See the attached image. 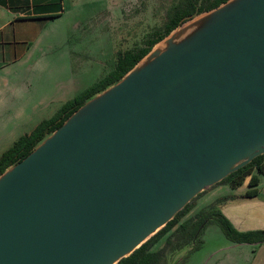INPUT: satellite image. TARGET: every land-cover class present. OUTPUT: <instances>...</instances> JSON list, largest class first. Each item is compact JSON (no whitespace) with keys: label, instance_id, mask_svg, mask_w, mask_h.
<instances>
[{"label":"water","instance_id":"water-1","mask_svg":"<svg viewBox=\"0 0 264 264\" xmlns=\"http://www.w3.org/2000/svg\"><path fill=\"white\" fill-rule=\"evenodd\" d=\"M260 155L264 0H226L0 173V264H117Z\"/></svg>","mask_w":264,"mask_h":264},{"label":"rangeland","instance_id":"rangeland-1","mask_svg":"<svg viewBox=\"0 0 264 264\" xmlns=\"http://www.w3.org/2000/svg\"><path fill=\"white\" fill-rule=\"evenodd\" d=\"M184 2L69 0L64 14L47 23L27 56L0 65V157L21 136L55 116L79 89L111 73L120 52L144 46L163 33L169 13ZM220 191H230L228 183L198 196L181 221L210 205ZM211 226L222 230L218 223ZM168 235L152 250L164 246Z\"/></svg>","mask_w":264,"mask_h":264},{"label":"trees","instance_id":"trees-1","mask_svg":"<svg viewBox=\"0 0 264 264\" xmlns=\"http://www.w3.org/2000/svg\"><path fill=\"white\" fill-rule=\"evenodd\" d=\"M225 1L226 0H216L209 7L206 9H200L197 13L212 9ZM0 2L4 1L0 0ZM59 4L56 7L59 12L50 17L56 18L62 15L63 8L61 4ZM192 15L183 16V13L177 12L172 19V25L165 32L157 33L155 37L152 40H148L147 44L144 46L121 53L118 57L116 66L111 73L79 92L73 99L64 104L55 116L40 122L30 133L21 136L8 150H6L0 157V173L10 164L27 156L39 140H41L47 133L59 127L70 114L85 102V100L122 77L147 52L150 51L156 42L161 40L172 29ZM34 18L40 17L35 16ZM254 170L258 173L264 172V155L256 157L249 164L233 172L220 183H228L233 189H236L244 183L247 176L251 175ZM257 185L258 179L253 175L249 183L250 188L244 197H255L258 194L256 189ZM194 200L181 210L174 219L168 222V224L150 240L135 250L130 256L123 258L117 264H167L169 258L179 249L192 245H195L193 251L199 249L203 243L202 236L204 231L211 223H218L227 238L233 243L264 242V230L240 231L233 225L220 208L222 199L203 208L188 219L181 221L182 217L191 210ZM176 225L178 226L174 229ZM167 234L169 235L166 238L164 246L158 250H152V246ZM184 262L185 261H182L181 264H184Z\"/></svg>","mask_w":264,"mask_h":264},{"label":"crops","instance_id":"crops-1","mask_svg":"<svg viewBox=\"0 0 264 264\" xmlns=\"http://www.w3.org/2000/svg\"><path fill=\"white\" fill-rule=\"evenodd\" d=\"M2 1L4 2H0V65H6L27 56L30 45L38 40L47 23L55 18L50 16L59 12L56 9L58 4L60 3L63 8V15L69 0ZM35 16L40 18H34ZM79 91L80 89L77 94ZM253 175L258 179L256 186L258 194L255 197H244L250 188L249 183ZM228 185L230 191L217 193L211 204L222 199L220 208L223 214L240 231L264 230V172L258 173L254 170L236 189ZM211 225L214 223L209 224L204 231L201 247L191 252L184 264H264V242L233 243L223 230L209 228Z\"/></svg>","mask_w":264,"mask_h":264},{"label":"flooded vegetation","instance_id":"flooded-vegetation-1","mask_svg":"<svg viewBox=\"0 0 264 264\" xmlns=\"http://www.w3.org/2000/svg\"><path fill=\"white\" fill-rule=\"evenodd\" d=\"M184 1H185L184 3L178 4L176 7H174V9L169 13L168 21L165 24L164 32L172 25V21H173L172 19L176 15L177 12L183 13V16L192 15L194 13H197L200 9H206L212 3H214L216 0H209V1H207V0H184ZM121 53H123V52H120L119 55ZM119 55H118V57H119ZM118 57H117V60H118ZM185 260L186 259H184L183 261H185Z\"/></svg>","mask_w":264,"mask_h":264}]
</instances>
